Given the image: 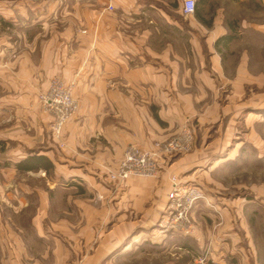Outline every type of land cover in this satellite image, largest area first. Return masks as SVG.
Instances as JSON below:
<instances>
[{
  "label": "crops",
  "instance_id": "1",
  "mask_svg": "<svg viewBox=\"0 0 264 264\" xmlns=\"http://www.w3.org/2000/svg\"><path fill=\"white\" fill-rule=\"evenodd\" d=\"M18 3L0 0V26L2 22L5 26L22 23L24 30L37 29L28 39L21 33L17 37L0 34V119L13 124L1 137L21 140L18 124L27 122L37 128L46 118L50 120L41 113L38 95L54 79L60 80L71 87L78 103L77 113L62 132L68 184L77 186L81 194L85 187L98 193L68 198L64 218L49 224L51 232L59 233L48 237L54 242L51 251L56 263L149 264L151 247L163 241L153 234V228L166 207L170 177L182 174L185 182L194 181L184 175L189 159H174L169 171L161 172L157 179L132 177L111 185L78 172H100L105 166L116 169L129 145L150 149L153 142L174 135L197 115L196 95L190 93L199 84L203 92L216 89L223 76L219 58L211 57L213 71L198 72L197 38L191 30L197 29V22H185L189 50L183 53L167 34L172 30L177 44L181 43L182 21L170 17L167 0H113L115 13L105 10V0L45 7L33 4L30 19L20 21L27 13ZM55 11L61 13V21L46 20ZM37 12H45V16L36 17ZM137 25H141L140 33L133 30ZM223 36L228 35L214 39V49ZM229 106L215 103L210 115H221L211 119L203 113L198 123L204 124L207 117L214 125H222ZM88 155L96 161L95 170L82 161ZM205 213L203 207L195 208L192 217L196 220ZM194 234L196 245L202 246L203 241L213 245L211 261L223 259L229 244L219 241L221 247H214L216 242L205 232ZM19 248L1 264H36L28 255L23 263Z\"/></svg>",
  "mask_w": 264,
  "mask_h": 264
},
{
  "label": "rangeland",
  "instance_id": "2",
  "mask_svg": "<svg viewBox=\"0 0 264 264\" xmlns=\"http://www.w3.org/2000/svg\"><path fill=\"white\" fill-rule=\"evenodd\" d=\"M17 1L27 13V18L21 17L19 21L30 19L29 7L33 4L45 7L51 3L58 6L79 2ZM195 1L200 3L198 9L202 21L194 15L184 16L180 10V0H167L170 17L182 21L181 43L177 44V37L173 36L170 29L167 30L168 37L175 39V46L180 45L183 53L188 51L189 28L185 22H197V29L191 30L197 38L198 72L213 71L211 57L216 55L223 76L218 79L214 91L203 92L199 84L198 90L190 93L196 95L197 115L182 127L189 125L192 130L191 149L166 159L158 178L161 172L169 171V165L174 159H189L185 163L188 170L184 175L187 176L186 179L198 183L204 194V198L190 211L193 232H205L207 238L216 242L214 247H221L219 241L229 244V249L225 250L226 255L219 260L224 264H264V0ZM109 13H115V7ZM41 14L45 16V12H37L36 17ZM59 15L61 13L55 11L46 20L59 22ZM6 24L8 26L2 22L0 34L6 32L12 37L21 33L28 39L37 29L24 30L22 23L17 26L13 23ZM133 30L140 33L141 25L133 27ZM219 34L233 35V41L227 48L220 45V49H214L213 41ZM215 103L222 107L230 105L222 118V125H214L207 117L204 124H199L198 119L203 113H207L205 116L210 115ZM220 109L219 111H223V108ZM41 113L45 115L42 109ZM218 114L221 115L218 112L210 115L211 119ZM50 121L46 118L37 128L31 123L21 122L18 125L23 132L22 139L3 140L1 132L13 124L11 121L4 123L0 119V264L4 263L17 246L22 250L20 253L23 254V263L29 260L28 255L36 264H57L54 252L51 251L54 242L48 237L52 233H59L51 232L49 224L64 218L62 214L67 207L65 202L68 198L98 195L96 190L92 189L93 192H90L86 187L81 194L77 186L68 184L67 161L62 154V135L58 139L52 136ZM33 154L50 159L54 163V170L19 172L15 169L17 162ZM82 159L90 169L96 167L92 156ZM114 169L115 167L105 166L100 172L85 170L89 173L78 174H84V178L94 176L101 183L111 185L109 176ZM168 176L169 174L167 179ZM177 177L184 181L182 174ZM200 207L206 209V213L194 220L192 212ZM65 219L68 220L67 217ZM195 243L192 234L167 235L158 246L160 248L151 247L149 264H205L200 263L201 256H206L209 259L206 264H210L213 245L208 241L205 244L203 241L202 246Z\"/></svg>",
  "mask_w": 264,
  "mask_h": 264
},
{
  "label": "built area",
  "instance_id": "3",
  "mask_svg": "<svg viewBox=\"0 0 264 264\" xmlns=\"http://www.w3.org/2000/svg\"><path fill=\"white\" fill-rule=\"evenodd\" d=\"M195 0H180V10L184 16L195 12ZM105 10H114L112 0H105ZM38 102L42 111L50 118L52 136L58 139L62 135L67 121L77 111V102L72 96L71 87L54 79L49 89L40 93ZM193 133L189 125L168 140L155 142L148 150L129 145L123 153L121 161L109 176L114 183L126 181L129 178H158L162 163L174 155L186 153L191 149ZM170 190L167 194V204L162 211L153 234L165 237L170 234L189 236L193 232L190 221V211L193 206L204 198L203 190L193 182L181 181L178 177H170ZM206 256L199 259L207 263ZM210 264H224L221 261H211Z\"/></svg>",
  "mask_w": 264,
  "mask_h": 264
},
{
  "label": "trees",
  "instance_id": "4",
  "mask_svg": "<svg viewBox=\"0 0 264 264\" xmlns=\"http://www.w3.org/2000/svg\"><path fill=\"white\" fill-rule=\"evenodd\" d=\"M199 5L200 3L195 4V12L193 15L197 19L201 20L200 12L198 9ZM233 38H234L233 35L220 37L215 42V48L218 50V47L220 45L227 46L229 43L233 41ZM15 169L19 172H37L39 170H44L46 172H49L53 169V164L47 157L33 154L17 162L15 164Z\"/></svg>",
  "mask_w": 264,
  "mask_h": 264
}]
</instances>
